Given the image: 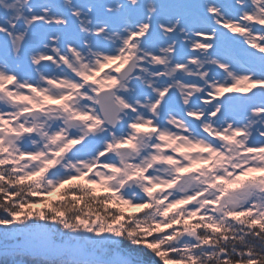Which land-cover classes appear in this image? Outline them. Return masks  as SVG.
Instances as JSON below:
<instances>
[{
  "label": "snow or ice",
  "instance_id": "snow-or-ice-1",
  "mask_svg": "<svg viewBox=\"0 0 264 264\" xmlns=\"http://www.w3.org/2000/svg\"><path fill=\"white\" fill-rule=\"evenodd\" d=\"M2 264H264V0H0Z\"/></svg>",
  "mask_w": 264,
  "mask_h": 264
},
{
  "label": "trees",
  "instance_id": "trees-1",
  "mask_svg": "<svg viewBox=\"0 0 264 264\" xmlns=\"http://www.w3.org/2000/svg\"><path fill=\"white\" fill-rule=\"evenodd\" d=\"M0 264H2V261H0Z\"/></svg>",
  "mask_w": 264,
  "mask_h": 264
}]
</instances>
